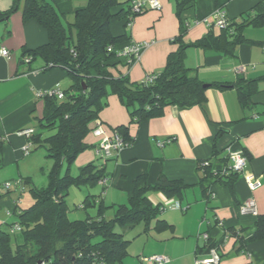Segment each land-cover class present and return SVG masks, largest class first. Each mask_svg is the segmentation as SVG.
I'll list each match as a JSON object with an SVG mask.
<instances>
[{
	"label": "crops",
	"instance_id": "0c3cea01",
	"mask_svg": "<svg viewBox=\"0 0 264 264\" xmlns=\"http://www.w3.org/2000/svg\"><path fill=\"white\" fill-rule=\"evenodd\" d=\"M13 1L0 0V49L8 50L7 56L0 54V170L16 168L14 174L1 177L3 183L25 174L22 172L29 163L30 155L22 151L26 138L18 134V130L31 127L37 131L44 100L35 95L36 91L55 86L65 89L70 84L63 69L40 71L41 61L33 63V71L18 73L22 47L34 48L44 43L47 33L35 20L23 21L22 2L16 10L6 14ZM177 1L159 0L160 9L145 10L133 18L130 26L124 19L111 20V33L126 35L118 43L120 49L129 41L152 42L130 65L119 55L121 62L110 67L113 75L126 74L132 81H141L148 74L160 72L168 53L178 45L174 38L180 35L183 21H196L181 37L183 42L191 43L209 29L219 34V29L203 21V18L212 20L214 10H224L231 19L245 9L252 10L257 3L256 0H194L179 13ZM84 3L85 0H70L65 6L73 10ZM69 15L72 16L71 11L66 19ZM245 37L248 40L236 44L233 55L207 47L186 49L185 65L207 84L202 104L166 106L158 117L131 122L119 98L115 94L108 95L97 122L106 133H111L116 126L126 125L130 144L105 160V184L98 182L91 190H83V194L95 195L107 205L127 203L134 188L133 181L140 174H146L149 183L163 175L190 185L180 197L166 196L159 191L147 193L151 203L159 206L157 217L148 223L139 221L121 227L120 232L128 240L127 253L116 264H152L148 260L152 255L166 256L168 261L164 264H195L197 259L209 256L208 242L215 244L220 255L218 264H264V239L250 241L243 249H237L232 236L237 230L249 235L256 215L264 214V37ZM239 77L254 82L256 90L250 96L249 106L241 105L234 86L210 85L215 81L233 82ZM165 139L170 141L158 144ZM87 141L91 147L77 156L74 163L78 168L96 158L93 146L97 138L89 133ZM214 145L216 155H213ZM229 149L242 150L246 155L244 170L235 177L231 190L223 181L216 180L206 181L204 190L197 183L199 161L211 159L214 168L222 171L226 161L229 164L228 159L224 160ZM254 179L260 184L250 189L247 182ZM3 183L0 184V228H9L8 223L17 220L16 213L25 205L20 201L19 189L10 186L5 192ZM250 198L255 201L256 214H240L238 207ZM176 200L184 208L165 207ZM161 207H164L162 211ZM93 209L96 213V208ZM158 219L163 220L162 224L157 225ZM204 234L208 237L204 238Z\"/></svg>",
	"mask_w": 264,
	"mask_h": 264
},
{
	"label": "trees",
	"instance_id": "16d2710c",
	"mask_svg": "<svg viewBox=\"0 0 264 264\" xmlns=\"http://www.w3.org/2000/svg\"><path fill=\"white\" fill-rule=\"evenodd\" d=\"M69 1L14 0L5 12L16 10L22 2L23 21L33 19L47 33L44 43L34 48L22 47L18 73L33 71V63L41 61L40 71L63 69L70 78V84L62 89L63 98L42 96L44 106L37 126L52 133L42 137L41 133L34 131L31 141L32 146L45 147L46 156L52 159L53 164L47 173L46 184L29 188L33 202L19 209L17 220L8 223L9 228H0V264H116L121 261L127 253L128 240L116 227L139 221L148 223L157 217L159 206L151 203L147 196L149 191L180 197L190 185L179 178L168 179L163 175L156 182L149 183L146 174H140L133 181L134 188L127 203L107 205L102 199L88 194L80 208L95 207L96 213H88L82 219L68 217V188L72 185L94 186L106 177L104 163L107 158L96 157L79 167L78 174L74 176L69 170L77 156L91 147L87 135L97 126L99 112L106 105L108 95L115 94L119 98L131 122L158 117L166 106L202 104L206 99L207 86L185 65L186 49L190 46L207 47L233 55L236 44L248 40L243 33L244 27H258L264 23V0H256L252 7L253 15L246 11L239 18H228L227 26L219 28V34L215 35L209 29L191 43L181 40L189 28L183 21L180 35L174 38L178 45L168 53L163 69L155 72L154 80L132 81L126 74L115 76L110 71V67L121 62L118 43L126 37L114 36L110 23L113 19H124L126 24L130 15L134 18L145 10L133 13L131 0H85L83 5L68 10L65 5ZM192 1L178 0L177 11L180 13ZM70 11L73 19L69 21L66 15ZM210 85L220 88L234 86L242 106L250 105V96L256 90L253 80L243 77L233 82L215 81ZM113 130L124 139H130L126 125L116 126ZM1 149L0 139V152ZM213 155H216L215 145ZM213 163L211 159L199 161L197 183L205 190L206 181H223L231 190L238 173L231 170L227 161L222 171L215 169ZM63 165L65 172L61 174ZM17 179L22 185L15 186L22 189L23 183L30 181L29 177ZM108 208L113 209L111 217L105 215ZM162 222L156 221L157 225ZM14 224H19V231H11ZM232 236L238 244L237 249H243L250 241L264 239V214L256 215L254 229L249 235L237 230ZM213 246V242L206 245L208 250Z\"/></svg>",
	"mask_w": 264,
	"mask_h": 264
},
{
	"label": "built area",
	"instance_id": "2783aa9c",
	"mask_svg": "<svg viewBox=\"0 0 264 264\" xmlns=\"http://www.w3.org/2000/svg\"><path fill=\"white\" fill-rule=\"evenodd\" d=\"M147 9H160L159 0H131V10L133 13H141ZM133 21V16L130 15L127 18L126 25L130 26ZM203 21L206 22L209 26H216L219 28L227 26L228 16L226 12L220 8L214 10L212 12V20L209 21L208 18H203ZM194 22H185V26L189 27ZM152 42L151 41H129L127 45H125L122 49L118 51V55L125 57L126 62L132 63L139 59L142 51L147 48ZM0 54L2 56L8 55V50L4 47L0 49ZM156 77V73L148 74L144 77L145 82H151ZM36 96L42 97L44 95H55L58 98H63L64 93L63 90L58 87H52L45 90H38L35 93ZM34 128L27 127L18 130V134L24 136L26 138V143L24 144L22 151L23 153L29 154L32 148L31 136L34 134ZM91 134H93L97 141L93 146V151L96 157L101 159L109 158L113 154L117 153L120 149L128 146L130 144V140H126L123 136L116 130H112L111 133H106L103 129L102 125L97 122V126L91 130ZM170 139L159 140L158 144L162 145L166 142H169ZM228 160L229 166L231 170L241 173L247 163L246 155L242 152V150H228ZM206 163V162H204ZM106 178H102L99 180V183L105 184ZM20 180L15 179L13 181H7L3 183L4 188H8L10 186H15L19 184ZM21 184V183H20ZM260 182L256 179L250 180L247 182V185L250 189L256 188ZM81 207V205L79 206ZM170 209H182L184 207L181 206L178 200L171 202L167 206ZM164 207H161L160 211H162ZM238 211L240 214L252 213L256 214V204L255 201L250 198L246 200L243 204L238 207ZM19 224H14L11 228V231H19ZM204 238H207L208 235L204 234ZM220 259V255L215 246L211 247L210 254L208 257L197 259L195 264H218ZM148 260L152 262V264H164L168 261V258L164 255H152L148 257ZM92 264H103L102 262H93Z\"/></svg>",
	"mask_w": 264,
	"mask_h": 264
},
{
	"label": "rangeland",
	"instance_id": "374dc122",
	"mask_svg": "<svg viewBox=\"0 0 264 264\" xmlns=\"http://www.w3.org/2000/svg\"><path fill=\"white\" fill-rule=\"evenodd\" d=\"M247 1H253V0H247ZM249 10H250L249 8L245 9V11H243L242 13H244L245 15V12ZM252 12L253 10H250L249 14L251 15ZM237 17L239 18L240 16H237ZM71 18L72 16L70 15L67 16V19L69 21L71 20ZM214 28L219 29V27H216V26ZM244 34L253 35L256 37H264V23L258 27H254L252 25L245 26ZM36 129L39 133H41L42 137H45L49 135L50 133H52V131L42 129L38 126L36 127ZM46 154L47 152L43 145H40V146L33 145L31 148V152L28 154L30 155V160H29L28 165L25 167V170H24L25 172H22L25 174H21L22 175L21 177H29L30 181L23 183V189L20 186L22 184L19 185V187L21 188H18L20 192L22 193V198L20 199V201L23 205H25L24 207L29 206L33 202V197L31 195V192L29 191V188L32 186L42 187L46 184L47 173L53 164L52 159L47 157ZM15 170L16 168H14L13 171H8L6 169L0 170V184L3 183V180L1 178L3 175H10L9 173L11 172H13L14 174ZM64 172H65V165H63L61 169V174H63ZM78 172H79V168L77 164L73 163V165L71 166L69 170V173L74 176V175H77ZM91 188H93V186H89V185H83V186H78V187L72 185L68 188V195L66 197V205L68 208L67 215L70 219H82L86 217L88 213L89 214L95 213L93 207H87L86 209L79 207V204L82 203L84 197L87 195V194H83V190H87V189L91 190ZM112 211H113L112 209L108 208L105 212V215L107 217H111L113 213ZM116 230L122 231V228L120 226H117Z\"/></svg>",
	"mask_w": 264,
	"mask_h": 264
},
{
	"label": "water",
	"instance_id": "95a60500",
	"mask_svg": "<svg viewBox=\"0 0 264 264\" xmlns=\"http://www.w3.org/2000/svg\"><path fill=\"white\" fill-rule=\"evenodd\" d=\"M204 85H207V84H204Z\"/></svg>",
	"mask_w": 264,
	"mask_h": 264
}]
</instances>
